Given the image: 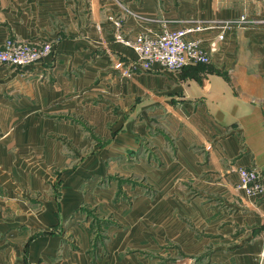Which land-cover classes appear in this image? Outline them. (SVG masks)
Masks as SVG:
<instances>
[{
  "label": "crops",
  "instance_id": "1",
  "mask_svg": "<svg viewBox=\"0 0 264 264\" xmlns=\"http://www.w3.org/2000/svg\"><path fill=\"white\" fill-rule=\"evenodd\" d=\"M114 18L211 59L133 65ZM8 36L53 46L0 63V264H264V0H0Z\"/></svg>",
  "mask_w": 264,
  "mask_h": 264
},
{
  "label": "built area",
  "instance_id": "2",
  "mask_svg": "<svg viewBox=\"0 0 264 264\" xmlns=\"http://www.w3.org/2000/svg\"><path fill=\"white\" fill-rule=\"evenodd\" d=\"M243 18V16H242ZM114 38L135 52L132 64L144 69H151L155 64L162 69L174 70L188 63H207L211 59V47L201 44L199 38L189 34V27H162L160 30L145 29L132 35H125L121 20L113 19ZM222 36V34H220ZM53 43L49 40L33 42L16 36H8L0 45V63L15 68L33 64L52 51ZM236 186L247 195L264 193V178L255 166H237ZM30 264H47L34 261Z\"/></svg>",
  "mask_w": 264,
  "mask_h": 264
}]
</instances>
